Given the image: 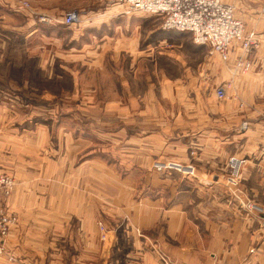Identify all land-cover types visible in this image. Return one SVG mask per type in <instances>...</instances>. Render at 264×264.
<instances>
[{
	"label": "rangeland",
	"instance_id": "obj_1",
	"mask_svg": "<svg viewBox=\"0 0 264 264\" xmlns=\"http://www.w3.org/2000/svg\"><path fill=\"white\" fill-rule=\"evenodd\" d=\"M13 1L21 24L20 93L14 97L3 95L2 90L0 93V172L13 181V190L4 198V203L17 220L3 242L0 264H84V260L75 262L69 254L57 251L54 255L51 244L55 240L48 234L45 221L55 209L53 201L60 205L62 194L66 201L69 188L75 185L77 178L82 181L87 167L97 170V177L101 179V197L105 201L101 204V216L102 220L115 224L114 230L119 237L116 247L121 250L137 248L130 241L133 239L129 238L131 231L127 223L132 219L133 226H144L147 204L153 205L160 200L158 208L171 213L172 205L179 203L189 217L188 191L191 182L199 176L195 167L188 164L191 151H195L191 149L193 140L182 135V128L190 130L191 121H203L201 107L207 104L219 111L221 107L227 111L234 122L230 139L233 135L249 133L254 122L264 125V109L243 112L239 110L241 101L233 100L235 78L248 77L255 70L257 78L264 80V0H221L233 7L234 17L243 26L242 41L232 43L227 60H222L207 46L195 45L189 33H168L171 37L186 40L190 47L191 42L197 46L196 64L189 63L187 48H181L182 54L179 55L185 58L184 64L176 63L172 57L166 58L164 63L166 76L182 78L181 84L177 85L178 82L177 86L168 87L166 80L164 88L154 86L147 89L143 87L146 83L140 80L139 73L132 91L139 96L130 103L127 95L109 93L112 82L107 41L117 25L130 26V32L134 27L137 33L146 34L144 27H157L158 17L131 11L118 0L67 2L66 6L71 8L58 15L38 13L31 0H25L30 11ZM31 11L34 13L30 14ZM74 11L78 22L65 25L64 15ZM136 27H141V31ZM208 58L214 72L233 58L232 67H229L233 77L230 75L227 81H220L215 73H206L204 61ZM180 66H185L186 70L190 68V75L184 76ZM151 72L154 83L159 84V76L155 71ZM6 87V81L5 84L0 81V88ZM218 88H224L223 100L215 95ZM115 98H121L128 111L111 105ZM194 104L201 107L195 112L186 108ZM182 107L187 111L180 112ZM197 127L201 129L198 134H203L200 139H204L203 123L198 122ZM261 132L259 130L260 137ZM177 162L179 164H175ZM173 165L184 167L179 169ZM188 166L194 169L192 173L183 169ZM226 167L225 185L235 197L238 195L237 204L240 206L243 201L237 193L238 186L228 184L227 164ZM200 191L198 187V194L203 195ZM114 206L124 212L118 214L121 218L109 216L119 212ZM191 226L185 224L174 240L166 235L163 224L154 228V234H159L160 244H166V247H188ZM197 227L196 248L204 254L208 242L204 224L198 223ZM101 228L105 234L103 224ZM134 231L136 240L141 241L142 229ZM13 234L15 239L11 241ZM104 234L101 242L105 240ZM242 242L240 239L227 240L223 246L232 248L241 244L242 247ZM139 245L144 246L142 241ZM161 258L170 264L164 256ZM179 258L188 260L189 257ZM135 259L136 264H142L139 257ZM201 259H206L205 255ZM112 260L113 257H109L106 264H112ZM115 260L121 261L117 264H125L126 257ZM102 262L105 264L104 259ZM261 263L264 264V255ZM180 264L187 263L182 261ZM198 264L205 262L202 260Z\"/></svg>",
	"mask_w": 264,
	"mask_h": 264
},
{
	"label": "crops",
	"instance_id": "obj_2",
	"mask_svg": "<svg viewBox=\"0 0 264 264\" xmlns=\"http://www.w3.org/2000/svg\"><path fill=\"white\" fill-rule=\"evenodd\" d=\"M78 1L31 0L36 11L44 15L62 14L63 11L71 8L66 6L67 2ZM15 7L16 3L13 0H0V81L4 84L6 81L7 85L6 88H0V93L3 91V95L12 97L20 93L21 70V24L17 19L15 11L18 10ZM130 28V26H115L107 41L112 82L109 93L115 96L127 95L129 103L132 102L134 97L139 96L138 93L132 92L136 87L134 80H137L139 73L140 80L146 83L143 87L147 89H153L154 86L164 88L166 80L168 87L181 84L180 79L182 78L166 76L164 69L166 58L172 57L175 62L179 61L178 64H184L185 58L179 54H182L181 48H187L189 63L195 65L197 46L191 42L190 47L186 40L178 36L167 35L174 31H162L160 19L157 27H144L146 34L137 33L134 27H132L133 32H130ZM136 28L137 31H141V27ZM232 59L221 65L220 69L217 67L215 72L211 59H205V72L215 73L220 81H227L231 75L229 67H232ZM180 67L184 76L190 75V68L186 70L185 66ZM151 71H155L159 76V79L156 77V80H160L159 84L154 83L155 77ZM190 78L189 76V82L192 81ZM233 82L235 93L233 100L237 103L241 101L240 111L252 112L256 109L263 111L264 80L257 78L255 70L248 77H237ZM163 90L162 94H164ZM233 100L228 101L233 103ZM110 104L115 108L118 106L128 111L127 105L122 104L121 98H115V101L112 100ZM200 107L194 104L186 108L195 112ZM201 108L204 112L203 121L198 122L203 123L204 139H200L203 134L197 132L201 129L197 127L196 120L191 121L192 125L188 127L190 130L182 128L184 130L182 135L188 136L189 139L192 138L191 149H195L191 151L192 156L188 158L190 161L188 164L195 167L199 176V179L191 182L188 191L189 217H186L179 203L172 205L173 212L171 213H165V210L158 208L160 200H156L153 205L147 204L145 207L147 219L144 226H133L132 219L129 220V225L127 223L131 231L129 238L133 239L130 241L136 244L137 248L130 247L121 250L116 247L119 237L114 230L115 224L102 220L101 204L105 201H102L101 197V179L97 177V170L87 167L83 172V183L81 179L74 180L75 185L69 188L66 201L63 194L60 196L63 199L60 205L53 201L55 209H52L49 220L45 221L48 225L46 227L48 234L53 235L52 239L55 240V243L51 244L54 255H57V251L67 256L69 254L75 262L84 260L82 261L84 264H104L103 259L106 264L109 257H113L112 264L114 262L117 264L121 261L115 258L120 256L126 257L125 264H136L135 257H139L142 264H166L161 258L163 256L170 264H180L182 261L187 264H198L202 260L205 264H262L261 256L264 255V139L261 138H264V125L254 122L251 124L252 129L249 133L240 134V136L233 135L230 139V130L234 122L231 121L227 111L223 107L219 111L207 104ZM183 111L187 109L182 107L180 112ZM250 116L252 117L251 114ZM178 120H182L181 116ZM259 130L263 132L262 137L259 136ZM202 141H204L203 147L201 146ZM233 156L244 163L237 189L243 201L240 206L237 204L238 198L225 185L226 164ZM197 181H200V186L197 185ZM197 186L201 188L200 192H203V195L198 194ZM114 208L119 212L114 211L115 214L110 213L109 216L115 215L116 218H121L118 214L124 212L120 211V208L115 206ZM198 223L204 224V235L209 242L206 244L204 254L196 248ZM102 224L105 227V234L100 230ZM159 224L165 225L166 235L172 240L176 238L185 224L192 225L189 230L188 247L175 248L160 244L159 234L158 236L154 234V228ZM138 229H142L143 235L140 237H142L143 247H140L141 241L136 240L134 236V230ZM102 234L105 235L104 242H101ZM14 239L15 234L12 235L11 241ZM232 239L242 240L243 246L240 247L241 244H239L232 248H224L223 243ZM71 251L74 252L70 253ZM202 255H205L206 259H201ZM179 257L189 258L182 260Z\"/></svg>",
	"mask_w": 264,
	"mask_h": 264
},
{
	"label": "built area",
	"instance_id": "obj_3",
	"mask_svg": "<svg viewBox=\"0 0 264 264\" xmlns=\"http://www.w3.org/2000/svg\"><path fill=\"white\" fill-rule=\"evenodd\" d=\"M16 2L20 8L30 11L29 3L25 0ZM118 2L126 5L131 11L158 17L161 20L162 31L189 33L195 45L209 47L211 52L218 54L222 60H227L232 43L241 42L243 38V26L234 17L233 7L222 3L221 0H118ZM32 13L34 12L31 11L30 14ZM40 19L45 20L41 17ZM76 22H78L76 12H68L63 17L65 25L71 26ZM246 47L247 43L244 44V48ZM215 95L217 99L223 100L224 88L216 89ZM245 126L244 124L243 128ZM243 165V161L237 158L232 157L228 160L227 181L230 186H238ZM175 167L182 169L179 165ZM183 169L191 170V173L194 171L190 166ZM12 190V179L0 172V252L3 242L17 220L4 203V198L8 197Z\"/></svg>",
	"mask_w": 264,
	"mask_h": 264
},
{
	"label": "water",
	"instance_id": "obj_4",
	"mask_svg": "<svg viewBox=\"0 0 264 264\" xmlns=\"http://www.w3.org/2000/svg\"><path fill=\"white\" fill-rule=\"evenodd\" d=\"M173 166H175V165H173Z\"/></svg>",
	"mask_w": 264,
	"mask_h": 264
}]
</instances>
